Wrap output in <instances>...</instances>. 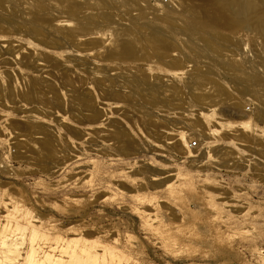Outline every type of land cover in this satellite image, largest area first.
Masks as SVG:
<instances>
[{
	"label": "rangeland",
	"instance_id": "rangeland-1",
	"mask_svg": "<svg viewBox=\"0 0 264 264\" xmlns=\"http://www.w3.org/2000/svg\"><path fill=\"white\" fill-rule=\"evenodd\" d=\"M0 197L126 264H264V0H0Z\"/></svg>",
	"mask_w": 264,
	"mask_h": 264
},
{
	"label": "bare ground",
	"instance_id": "bare-ground-1",
	"mask_svg": "<svg viewBox=\"0 0 264 264\" xmlns=\"http://www.w3.org/2000/svg\"><path fill=\"white\" fill-rule=\"evenodd\" d=\"M181 70H173V75ZM211 113L213 108H210ZM211 113H206L210 115ZM247 123L248 119L238 120ZM216 129H212V132ZM169 142L173 139V131L163 132ZM176 139L184 146L187 156L194 155L188 147L184 132H179ZM166 175H174L168 171ZM175 179L168 181L164 187L169 191L175 188ZM0 203L4 211L0 214V264H126V257L111 246L101 242L83 238L75 233L64 236L44 233L36 224L28 211L12 198L2 199ZM4 219L1 222V219ZM160 223L155 214L148 219ZM116 239L114 238L113 241Z\"/></svg>",
	"mask_w": 264,
	"mask_h": 264
},
{
	"label": "built area",
	"instance_id": "built-area-1",
	"mask_svg": "<svg viewBox=\"0 0 264 264\" xmlns=\"http://www.w3.org/2000/svg\"><path fill=\"white\" fill-rule=\"evenodd\" d=\"M181 71H182V70H181ZM246 109H249V105H246ZM195 144H196V140L193 139V140H190V141H189V145H190V146H194Z\"/></svg>",
	"mask_w": 264,
	"mask_h": 264
}]
</instances>
